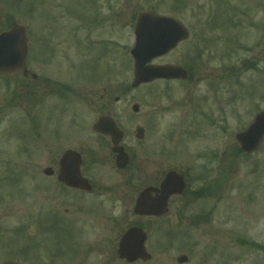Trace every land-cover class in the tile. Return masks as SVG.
Masks as SVG:
<instances>
[{
  "label": "rangeland",
  "instance_id": "1",
  "mask_svg": "<svg viewBox=\"0 0 264 264\" xmlns=\"http://www.w3.org/2000/svg\"><path fill=\"white\" fill-rule=\"evenodd\" d=\"M143 10L172 15L183 21L189 31L188 39L179 49L153 63L185 65L195 59V54L199 58L196 66L199 80L189 94L183 89L189 83L170 84V92L179 106L164 111L159 119L168 124L184 116L201 123L210 115L213 124L206 131L212 136L198 142L201 147L210 142L219 156L228 148L229 157L220 164L219 156L216 157L207 173L202 167L193 171L195 177L205 175L206 179L196 178L191 187L213 185L206 198L185 199L188 204L178 216L140 220L148 233L146 245L152 259L135 264H177L175 257L181 253L188 255V262L183 264H264V139L258 150L244 156L237 151L234 137L256 112L264 109V0H0V28L10 21L27 25L30 51L41 47L40 50L55 57L50 65L51 69H57L52 70L53 74H71V96L60 98L55 94L52 102L67 101L73 117L92 121L96 113L88 109L90 101L98 99L104 88H110L113 91L110 103L121 111L120 120L125 121L124 116L131 113H123L125 107L137 102L140 110L136 121L144 123L147 106L152 103L150 94L155 95L160 83L125 90L133 76L129 54L134 43L133 28ZM45 25L50 27L40 38L39 27L43 30ZM2 92L0 87V96ZM117 96L121 102L113 104ZM160 102L170 104L163 97ZM35 111V106L28 105L24 115L32 117ZM0 121L2 151L9 137L4 132L6 123ZM33 121V118L23 121L20 129L19 135L26 144L33 143L28 131V122ZM36 121L43 131H48L41 125V119ZM32 143L25 151L20 149V156L10 157L32 165ZM188 144L194 146L192 141ZM5 157L0 154V162ZM203 164L201 159L200 165ZM29 170L25 168L21 179H33V171ZM192 216L199 217V221L195 223ZM132 221L120 219L118 229L112 230L106 222L103 252H89L91 256L82 251L81 258L78 253L82 229L75 225L53 233V241L49 236L39 243L54 247V253L61 254L62 250L65 255L73 253V260L80 258L79 264H126L116 255L117 238L118 232ZM7 224L12 231L19 220L10 215ZM28 232H33V226Z\"/></svg>",
  "mask_w": 264,
  "mask_h": 264
},
{
  "label": "flooded vegetation",
  "instance_id": "2",
  "mask_svg": "<svg viewBox=\"0 0 264 264\" xmlns=\"http://www.w3.org/2000/svg\"><path fill=\"white\" fill-rule=\"evenodd\" d=\"M12 23L10 21L4 29ZM48 27L46 25L43 30L39 27L40 38L42 32H48ZM182 43L163 57L174 53ZM27 47L23 59L21 53H13L11 59L2 63L3 69L0 71V87L3 90L0 96V120L6 123L4 132L9 137L5 141V148L0 151L6 156L0 162V264H60L62 261L79 264L80 258L73 260V253L65 255L61 248V254L54 253V247L40 245L39 241L49 236L53 241V233L75 225L82 229L78 250L82 258V251L85 254L103 252L106 222L112 230L118 229V220L132 218L133 221L118 232V246L120 236L128 227L142 226L140 220L178 216L188 204L185 199L207 197L206 183L197 187L191 185L197 182L196 178H201L195 177L193 171L197 167L211 168V163L219 156L210 142L202 147L198 142L200 138L207 140L212 136L206 131L213 124L212 118L208 115L205 121L196 123L181 116L176 122L168 124L159 119L164 111L179 106L173 99V92H170V84L189 83L183 85L184 91L189 94L192 85L199 80L196 65H184L187 72L184 80L159 79L146 84L160 83V89L156 90L155 95L150 94L152 103L147 106L144 123L136 121L140 109L133 113L134 103H129L122 111L131 112L124 116L126 120H120L118 114L121 111L110 103L113 92L110 88H104L101 95H96L98 99L90 101L88 109L92 113L95 111L96 115L92 121L86 122L81 117L72 116V108L67 101L63 104L52 102L55 94L65 98L71 96V74H53L52 70L57 69H51L50 65L52 61L55 62V57L40 50L39 46L31 52L29 40ZM160 97L170 104L164 105ZM119 102V97H114L113 104ZM28 105L35 106L32 117L24 115ZM29 118L34 120L28 122V131L34 139L33 143L29 141L26 144L19 133L23 121ZM36 119L42 120L41 125L48 129L47 132L40 128ZM99 119L103 121L101 129L107 131L95 130ZM140 128L142 130L138 131ZM189 141L194 146H189ZM31 143L34 148L32 165H25L21 160L10 157L20 156V149L25 151ZM114 148H121L126 154L127 162L123 166L122 161L118 162L120 152L114 151ZM227 149L221 154L224 157L217 158L219 164L229 157L226 155ZM201 159L203 165H200ZM25 168L33 171L32 180L21 179ZM171 171L182 175L185 184L182 195L168 198L169 210L166 214L137 215L134 208L138 195L146 189L151 196L161 195V183ZM10 215L19 220L12 231H9L7 224ZM31 226L33 232L29 233ZM88 235L94 238L89 240ZM88 256L85 255L84 260Z\"/></svg>",
  "mask_w": 264,
  "mask_h": 264
},
{
  "label": "water",
  "instance_id": "3",
  "mask_svg": "<svg viewBox=\"0 0 264 264\" xmlns=\"http://www.w3.org/2000/svg\"><path fill=\"white\" fill-rule=\"evenodd\" d=\"M134 34L135 43L130 51L134 60L132 87H137L156 78L169 79L186 76L185 71L178 66L149 64L153 58L164 55L188 36L186 28L179 21L170 16L144 11L137 19ZM17 52L22 54L21 58L23 59L26 52V37L24 26L13 23L9 30L0 32V71L3 69L2 63L11 59L13 53ZM137 109L138 105H134L133 110ZM102 122V119L97 122L96 131H107L101 129ZM263 137L264 111L259 112L245 130L235 134L237 144L244 152L255 150ZM114 150L120 152L118 162L122 161L121 166H123L126 163V155L121 148ZM183 188L182 176L174 171L169 172L161 184V195L151 196L148 189L144 190L137 199L134 211L141 215L166 213L168 197L182 193ZM146 239V232L141 228L135 226L128 228L119 242V256L128 263L138 259L149 260L151 255L144 245ZM177 261L179 263L186 262L187 256L179 255Z\"/></svg>",
  "mask_w": 264,
  "mask_h": 264
}]
</instances>
